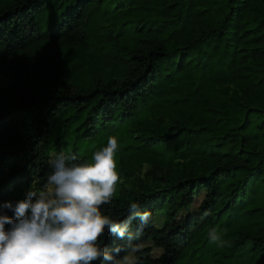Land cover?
I'll use <instances>...</instances> for the list:
<instances>
[{"label": "trees", "instance_id": "trees-1", "mask_svg": "<svg viewBox=\"0 0 264 264\" xmlns=\"http://www.w3.org/2000/svg\"><path fill=\"white\" fill-rule=\"evenodd\" d=\"M110 136L121 179L102 213L166 214L130 264L264 255V0H0V204Z\"/></svg>", "mask_w": 264, "mask_h": 264}, {"label": "clouds", "instance_id": "clouds-1", "mask_svg": "<svg viewBox=\"0 0 264 264\" xmlns=\"http://www.w3.org/2000/svg\"><path fill=\"white\" fill-rule=\"evenodd\" d=\"M118 147L117 138L110 136L90 161H78L74 154L56 155L48 161L42 190L29 188L23 199L0 204V209L14 214L0 213V264H127V255L119 260L116 256L138 251L131 242L155 220L150 211L141 212L137 202L129 205L123 220L102 213L101 206L111 203L121 179ZM134 220L139 222L135 231ZM106 233L126 243L107 251L98 245ZM209 237L217 247L223 246L215 229Z\"/></svg>", "mask_w": 264, "mask_h": 264}, {"label": "rangeland", "instance_id": "rangeland-1", "mask_svg": "<svg viewBox=\"0 0 264 264\" xmlns=\"http://www.w3.org/2000/svg\"><path fill=\"white\" fill-rule=\"evenodd\" d=\"M146 168L147 167L145 166L142 171L144 172L146 170ZM198 204H199V201L195 202L194 204H192L188 208L187 207L184 208L182 211H180L179 215L184 214L188 210L195 209ZM165 217H166V214L164 213V211L158 212L156 215V220H155L156 224L158 226H161L163 224L162 222L165 219ZM151 243H152L151 241H148L146 244H151ZM161 251L162 250L159 248H154L155 255H159L161 253ZM125 255L128 256L127 264H130L135 260V252L133 253V252L129 251ZM235 264H264V255L255 253L251 248V242L248 241L245 244V246L241 249V251L238 253Z\"/></svg>", "mask_w": 264, "mask_h": 264}]
</instances>
